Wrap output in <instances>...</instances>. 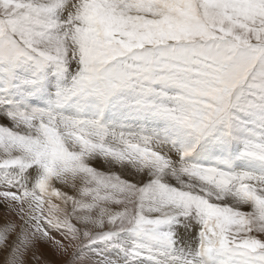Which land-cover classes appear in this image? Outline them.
<instances>
[{
    "label": "rangeland",
    "instance_id": "obj_1",
    "mask_svg": "<svg viewBox=\"0 0 264 264\" xmlns=\"http://www.w3.org/2000/svg\"><path fill=\"white\" fill-rule=\"evenodd\" d=\"M28 1L0 0V264H264V173L193 169L142 138L147 120L124 130L74 102L175 86L201 146L238 113L264 118V0ZM178 164L182 185L158 176Z\"/></svg>",
    "mask_w": 264,
    "mask_h": 264
},
{
    "label": "bare ground",
    "instance_id": "obj_2",
    "mask_svg": "<svg viewBox=\"0 0 264 264\" xmlns=\"http://www.w3.org/2000/svg\"><path fill=\"white\" fill-rule=\"evenodd\" d=\"M40 2H42L41 4H45L54 12L62 11L67 6L65 0H40ZM77 41H78L77 38H73L72 42L68 44V47L72 48V50L74 51L77 50L78 49ZM64 80L66 81L67 79ZM52 81L56 85L54 87L56 91L57 90L60 91L59 89L70 87L72 83L69 79L67 82L64 83L63 79L56 78L54 76L49 79L50 83ZM143 84H148L150 87L151 83L143 82ZM161 87L171 92V95L167 94L166 96L163 93ZM44 88H45L44 90H47L53 96L52 97L53 100L51 104H60L59 99H57L58 98L57 92L53 94L46 87ZM96 97L94 94V96L92 97L91 96L89 98L87 97V99L80 98L77 101L75 100L74 102L79 103L78 106H80L81 110H83L85 114L87 113L89 115L93 112L97 114V116L99 115L98 118L115 116L116 119L114 120V122L116 124V127L117 126L120 128L123 127L124 130L126 128L128 129L129 125L137 126L139 124L140 126H142L144 122L140 120L141 118L144 121L147 120L148 122L146 124L152 128L153 131H151V134L156 138L154 139L152 136L147 137L143 135L142 138H144L147 141V143L150 144L151 146L152 145L154 146L155 144V148H157L156 147L157 145L159 146L163 145L164 147L167 148L165 149L168 152H171L170 151L171 148L174 149L173 151L177 153L190 152L189 154L190 156H193L195 158L194 161H196V164L191 166H189L188 164L187 165L193 169H197L195 167V165H197V167H199L200 169L208 170V168L210 167L205 168L202 165L205 164L207 161L209 162L210 160L208 159L215 161L220 160V162L224 164H232L235 163L241 157L244 160L241 161V163L244 164L243 166H247V167L250 166V168H252L253 170L258 171L259 173H264V118H258L256 115L250 114L248 112L238 113L235 115L234 118L232 117L227 118L224 121L225 123L219 122L214 128L213 130L214 132L210 136L212 139L211 140L203 139L202 141L203 146H201V143H199L200 138H197L195 135H193V133L191 132L193 130L191 127V123L187 119L189 116H192L191 114H192V110H194V106L189 104L190 101L186 97H184V94L181 93L179 89L175 86L163 85L158 88L154 87L151 90H147L144 87L120 88L114 94L113 99L111 100L112 103L111 102L106 103V101L103 100L102 96L97 98ZM176 109L181 113L180 116L174 114V110ZM150 116L152 119L150 118ZM183 116L186 119V121L189 123H186L185 121L182 122ZM112 118L110 117L108 118L109 120L107 119L106 120L112 121ZM153 123L157 124L158 130H154L155 124ZM218 126H222V129H217ZM171 143L173 144V146L171 145ZM166 150L165 152L164 151L161 152L162 155L161 154L159 155L165 157L164 153H166ZM201 151H203V153L199 154ZM176 156L178 157L177 159L181 161L180 157L184 156V154L183 155L177 154ZM90 160L95 164H99V165H103L105 163L102 158H99L95 155L92 156V159L90 157ZM110 161L112 165L115 164L114 161L112 160ZM122 165L123 166L120 169L121 172H124V168H130L128 165H124L123 163ZM184 165H186V163ZM177 167H179L180 172L181 171L185 172L181 168V165L178 164L177 166H174V168L173 166L172 168L169 167L165 168V170H163L162 172L160 171L161 173H159L158 176L163 180H167V181L171 180L176 182L178 185H182L183 181L177 177L178 175H176ZM148 172L150 171L148 170ZM196 177H198L197 174H194L193 177L189 178L192 182L191 185L189 184L188 189H193L194 191L197 192L200 189L198 187L199 183L194 182L195 181L194 178ZM217 190L221 193L224 192L222 188L221 189L218 188ZM221 195H224L225 198L226 196L227 197L230 196L226 192L225 194L223 193ZM211 264L213 263L211 262Z\"/></svg>",
    "mask_w": 264,
    "mask_h": 264
}]
</instances>
